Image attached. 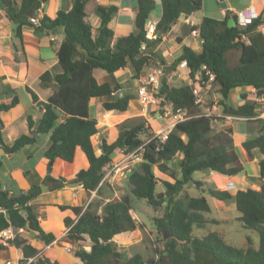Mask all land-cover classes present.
<instances>
[{"label": "trees", "instance_id": "obj_1", "mask_svg": "<svg viewBox=\"0 0 264 264\" xmlns=\"http://www.w3.org/2000/svg\"><path fill=\"white\" fill-rule=\"evenodd\" d=\"M44 1L0 0V8L14 24L13 32L20 40L24 25H32L37 32L62 29L64 34L56 52L60 71L54 74L45 71L40 75L42 85L51 80L55 82L53 92L43 101L27 88L33 102L42 111L38 123L35 125L28 115V134H21L8 144L0 136L5 151L12 153L34 142V132L49 133L50 144L44 153L49 161L60 158L71 162L75 149L79 147L88 160V167L80 169L70 180L48 174L44 181L54 190L62 188L68 181L80 180L87 191L97 192L113 153L116 150L129 152L142 146V160L128 175L130 190L135 197L145 199L152 206H163L162 215L154 217L153 222L161 232L162 226L169 227L172 236L159 238L163 246L155 247V256L145 260L136 253L123 260L122 264H264V120L254 118L259 113L256 101L228 102L230 90L237 86L252 87L258 97H264V32L259 29L264 24V5L258 16L244 27L236 23L228 26V18H235L230 10L225 11L222 19L203 16L196 25L188 27V32L193 28L197 30L201 49L196 51L189 45H182L181 53L166 68L167 71L172 70L185 61L188 75L194 81L197 74L206 78L205 71L209 70L214 74L213 84L220 94L222 113L261 122L258 135L242 141L249 155L254 150L261 155L258 160L259 187L247 186L231 191L193 178V173L203 167L206 171L228 176L241 174L244 168L234 148L231 129L215 130L212 127L214 117L206 115L202 106L194 102L192 84L170 85L165 77L162 79L156 92V96L161 98L159 103L169 102L173 111L180 108L187 113L185 119L176 122L168 131L163 142L157 138L149 139L152 128L147 120L135 117L118 123L116 137L111 141L103 138L99 143L100 152L95 151L92 143L98 125L96 118L89 115L90 99L100 98L105 110L125 111L129 101L135 98L129 91L119 97L116 91L122 88V84L115 78L97 82L93 69L101 68L110 74L130 66L131 77L138 78L151 60L158 58L164 63L155 49L162 36L171 30L181 15H192L200 10L202 0H159L161 13L154 36L148 34V18L155 8L154 0H136L135 31L118 36L109 27L117 11L114 4L96 6L100 24L94 32L85 18L87 0H73L70 9L58 10L53 18L43 15L37 23H32L29 18L35 16ZM242 35L246 39H242ZM142 44H145L144 50L141 49ZM232 49L240 50L234 65H230L227 58ZM241 96L245 97L244 94ZM15 103L17 98L10 103H1L0 110H6ZM178 154H181L179 175L169 165ZM159 181L163 188L156 191ZM188 181L218 200H232L244 226L257 229V248L252 247L250 238H247L246 247H235L214 231L202 237L194 236L193 229L203 226L206 220L202 213L209 211L210 207L204 194L188 196L182 193ZM40 191V186L33 184L27 193L15 194L3 187L0 178V231L11 226L34 232L35 237L45 244L55 240L52 232L41 227L30 203ZM58 207L74 215L63 218L67 231L61 240L76 242L84 241L86 237L89 239V250L80 245L74 251L84 264H107L108 257L122 258L112 239L137 228L128 194L114 196L103 205L101 213H96L89 206L84 209L78 205ZM8 245L21 250L18 264H60L58 260L42 255L21 234L7 239L5 244L0 242V250Z\"/></svg>", "mask_w": 264, "mask_h": 264}, {"label": "crops", "instance_id": "obj_2", "mask_svg": "<svg viewBox=\"0 0 264 264\" xmlns=\"http://www.w3.org/2000/svg\"><path fill=\"white\" fill-rule=\"evenodd\" d=\"M72 1L73 0H45L36 11L35 16L41 18L43 15H47L53 18L58 10L70 9ZM221 3H224L226 7H222ZM111 4L117 6V11L113 14L109 22V27L113 30L114 35L118 36L134 32V16L137 12L136 0H87L85 3V18L91 23L93 31L96 32L100 24V17L96 12V6ZM263 5L264 0H220V10L210 7V5H202L200 19H202L203 16H207L205 13H210V17L222 19L226 10L234 12L250 7L260 12ZM180 17L183 19L182 15ZM159 18L160 16L153 21H158ZM148 22H152L150 18H148ZM13 27L14 24L5 16L3 9L0 8V104L10 103L14 98H17V103L12 107L6 110H0V136L6 144L13 142L19 135L28 134L30 132L27 124L28 115L31 116L35 125L38 123L42 111L33 102L27 88L35 92L38 98L43 101L53 92L55 82L51 80L48 81L46 85H42L40 82V75L45 71H50L52 74L60 71L56 52L64 37L62 29L50 32H37L32 25H24L22 27V38L20 40L15 36ZM186 28L188 29V26L185 25L183 21L177 20L176 23L173 24L171 30L167 32L168 34L166 33L162 36V41L155 49L165 61L164 63L161 62V65H163L164 70L169 74L168 79L176 75L178 78L182 77L187 83L189 77L188 69L186 68V71H182L180 67L182 65L185 66L183 61L172 70L167 71L166 69L167 65L171 64L181 53L182 45H189L196 51L201 49V42L198 37H194L190 32L185 31ZM156 64V67L160 65V60H158V58L156 59ZM148 67L150 69L152 68L150 64H147L144 68ZM92 73L99 83L107 80L111 81V79H113L110 74L101 68H94ZM114 74V78L122 84V77L125 75L126 78H129V76H131V69L125 67ZM122 89L124 92L127 91V85L122 84ZM245 91L250 94V92L255 90L252 87L237 86L230 90L228 98L231 99L236 95L237 100L243 99V101H245L244 99L249 97V95L246 96L244 93ZM242 94H244V98L241 96ZM92 105H95L98 113H92ZM152 106L153 105H150V107ZM212 107L218 109L215 105ZM145 112L147 111L142 109L136 96L129 101L125 111L105 110L102 107L100 98H91L89 101V115L96 118L98 125V132L92 137L95 151L97 153L100 152L99 143L103 138L111 141L116 137L118 131L116 125L118 123L135 117H143L150 123L151 121ZM214 114L220 117L213 119L212 127L215 130L231 129L234 148L241 160L244 171L235 176L223 174L218 176L216 174L217 172L207 171L210 179L202 176L201 178H197V180H202L206 184L216 186L217 188L235 191L238 187L245 188L251 186L250 184L246 186H237L236 183L242 178L243 183H246L247 179L257 181L258 184L255 188H258L260 183L258 178V160L261 155L256 150L253 151L252 155H249L243 148L242 141L257 136L261 122L249 120L247 118H233L231 115L223 113ZM153 115L159 121V127L153 128V130L159 129L162 123L166 124V122L168 123L171 121L168 117L161 118L160 116H162V114L158 111H155ZM151 126L154 127L152 124ZM49 144V133L45 132H40L38 137L35 136L34 142L26 144L12 153L6 152L3 145L0 143V147L3 149V153L0 156L1 182L5 189L15 194L21 192L27 193L31 185H39L41 191L36 197L30 200V203L33 205L41 227L46 232H52L55 235V240L49 244H45L43 241L37 239L35 233L32 231L23 230L20 234L38 248L42 255L54 258L58 260L60 264H84L74 254L76 249L73 248L79 241L68 242L61 240L67 231L63 218L65 216L73 217L74 215L69 210H60L58 205H78L82 206L83 209L89 206L90 209L96 213H101L103 205L117 195L116 190L118 185L128 181V177H117L112 183L105 182L101 184L97 192L94 190L90 192L87 191L82 184H69L71 181H68L62 188L53 190L50 188L49 184L44 181L46 175L49 174L54 178L62 176L70 180L80 169L88 167V160L82 150L77 147L75 149L73 161L67 162L60 158H56L50 164L49 169V160L44 154ZM120 151L121 150H116L113 153L111 162L118 159ZM180 158L181 154H178L177 157L169 162L170 167L175 170L177 175H179L178 162ZM107 166L105 167V171ZM248 167L253 170L251 173L252 175H250ZM216 176L218 177L215 179ZM42 184H46L47 187L42 189ZM187 184H190V181H188ZM201 193L204 195L206 194V192L203 193L202 190ZM140 239L141 235L138 237L133 231L115 236L112 240L118 249V247L121 246L128 247L132 244H136ZM85 241H88L87 245L89 247L86 250H89V239L86 237L84 242ZM21 257V250L14 246L8 245L6 249L0 250V264H4L8 259L18 261ZM1 261L3 263H1Z\"/></svg>", "mask_w": 264, "mask_h": 264}, {"label": "rangeland", "instance_id": "obj_3", "mask_svg": "<svg viewBox=\"0 0 264 264\" xmlns=\"http://www.w3.org/2000/svg\"><path fill=\"white\" fill-rule=\"evenodd\" d=\"M155 1V8L149 15L150 21L155 20L160 16L161 13V7L159 0ZM202 5H206L216 8L220 10V0H202ZM203 7V6H202ZM207 16H210V13H205ZM195 22H200L201 18V9L196 11L192 15ZM179 21H182V17L178 19ZM185 31H188L186 28ZM168 34V33H167ZM240 54V50L238 49H232L227 53V58L229 60L230 65L236 64L238 57ZM150 66L153 68H156V59L150 61ZM160 61V65H161ZM158 65V66H160ZM129 69H131L130 66H127ZM182 71H186V68L184 65L180 66ZM143 73H146L150 71L151 69L143 68ZM166 78L168 83L170 85H180L183 83H186L182 77L178 78L176 75L172 76L168 79L169 74L163 69L162 73V79ZM122 84L127 85V91L133 93L136 96V88L138 85V80L136 78H132L129 76V78H126L125 75L121 79ZM247 95H249L248 98L244 99L245 101H256V98L258 97L255 93V91L250 92L248 94L247 91L244 92ZM203 96H204V102L202 105V108L204 111H208V113H211L214 118H220L217 114L214 113H222V107L219 104L220 94L218 92L217 87L212 84L210 87L205 88L203 90ZM235 97V98H234ZM243 99L237 100L236 95L233 96V98L229 99L228 102L231 104H236L237 102H242ZM257 107H262L261 110L264 111V102L259 101L256 102ZM152 107H148L146 110V115L150 119V123L154 126L152 127L151 124L148 122L150 127L152 128H158L159 127V121L156 117H154V112L158 111L162 115L165 112H168V110L165 108V106L168 107L167 103H155L152 104ZM215 105L218 107L216 109L212 106ZM258 110V109H257ZM92 113H98L97 108L95 105H92L91 107ZM239 120V119H237ZM163 122V121H162ZM164 125L163 123L161 126ZM160 126V127H161ZM145 137V136H143ZM154 172L159 175V172L156 170L155 167H153ZM248 171L250 175L253 172L248 167ZM218 176H221L220 174L216 173ZM202 176H205L206 178L210 177L208 176V172L206 170H198L193 173V178H201ZM216 176L215 179L218 177ZM127 178V177H126ZM250 184L252 187H255L258 183L255 180H249L247 179L246 183L242 182V178H240V181L236 183L237 186H246ZM232 186V185H231ZM222 187V186H221ZM131 186L128 181H125L124 183H121L118 185V188L116 190L117 195L121 194H128L131 198V215L134 217L137 228L134 230V233L138 235H141V239L136 243L132 244L128 247H117L115 248L121 252V259L108 257L106 260L107 264H122L123 260L127 259L128 257L138 253L142 255V257L146 260L148 257L155 256V247L162 248L163 244L159 240V238L162 237V232L158 231L156 229V226L153 222L154 217H160L162 215V205L161 206H152L147 203V201L143 198H137L135 197L130 190ZM161 183H157L155 190L160 191L162 190ZM236 188V187H235ZM242 188V187H238ZM222 189V188H221ZM113 193V192H112ZM182 193L186 194L188 196H198L201 194V190L198 189V187L195 184H185L182 188ZM206 199L209 203V211L203 212V218L206 220V222L203 224L202 227L197 228L195 227L192 231V234L197 237H202L208 232L214 231L217 232L219 235L222 236V238L227 242L228 244H231L235 247L244 248L248 245L247 238H250L252 240V247L257 248L258 246V231L255 228H250L244 226L243 222L240 219V212L237 210L235 203L232 200H218L208 194H205ZM88 241H79L75 244L73 249H77L79 245L84 246L85 249H88L87 245ZM1 263H3L1 261Z\"/></svg>", "mask_w": 264, "mask_h": 264}, {"label": "built area", "instance_id": "obj_4", "mask_svg": "<svg viewBox=\"0 0 264 264\" xmlns=\"http://www.w3.org/2000/svg\"><path fill=\"white\" fill-rule=\"evenodd\" d=\"M233 13L235 14V18H234L235 23L239 27L246 26L259 14V12H257L253 7L236 10ZM182 16H183V19H182L183 23L187 25L188 27H192L197 24V22H195V20L192 18L191 15H182ZM29 19L32 23L38 22V18L36 16H31ZM156 24H157V21L148 22V34L150 36H154V34L156 33L155 32ZM259 29L264 32V24H261L259 26ZM190 34L193 35L194 37H198L197 30L195 28L191 29ZM242 39H246V37L242 35ZM141 49L142 50L145 49V44L141 45ZM183 62L186 66L185 61ZM203 68H205V66H203ZM163 69H164L163 65H160V66H157L156 68H153V69L151 68L150 71L144 74H142L143 73V70H142L139 77L136 78L138 80V85L136 88V97L144 111H146L150 105L159 103L161 100L160 97L156 96V92L161 86ZM205 75H206V78H203L202 76L197 74L196 81L188 77V82H187L193 85V94L195 96L194 102L201 106L203 105V102H204L203 90L205 88L210 87L214 82V74L212 72H210L209 70H206ZM259 101L264 102V97H261V96L257 97L256 102H259ZM165 103L168 104V107L165 106L168 112H165L160 117L161 118L168 117L171 119V121L168 123L166 122V124L162 125L157 130H152V136L149 139L157 138L160 142H163L167 136L168 131L174 126V124L187 117V113L185 110L177 108L176 110L173 111L171 103L169 102H165ZM261 108L262 107L260 106L257 107L259 113L254 118H260L264 120V111H262ZM205 114L209 115L211 113H208V111H205ZM231 117L245 118V117H237V116H231ZM141 150H142V146H140L139 148L135 150L129 151V152H123L121 150L120 156L118 157V159L108 164L107 169L104 172L99 185L105 182L112 183L117 177H128V175L132 172L135 166L142 160ZM21 232H23V228L17 229V228L9 226L0 231V242L5 244L7 239L13 238L15 235L20 234ZM29 260H31V258ZM4 264H18V261H13V260L8 259L4 262ZM144 264H148V263L145 262Z\"/></svg>", "mask_w": 264, "mask_h": 264}, {"label": "water", "instance_id": "obj_5", "mask_svg": "<svg viewBox=\"0 0 264 264\" xmlns=\"http://www.w3.org/2000/svg\"><path fill=\"white\" fill-rule=\"evenodd\" d=\"M221 6L222 7H226V5L224 3H221ZM234 24H235V19L233 17H229L228 18V26H233ZM160 34H161V30L159 31L158 35H160ZM110 76L112 78H114L115 77V74L114 73H110ZM116 93H117V95L119 97H122L125 92H124V90L122 88H120V89H118L116 91ZM39 135H40V131H38V132L35 133V136L36 137H38ZM2 153H3V149H2V147H0V156H1ZM49 163L51 164L52 161H49ZM203 169H205V167H203ZM69 184L79 185V184H82V183H81L80 180H76V181L69 182ZM44 187H47V185L46 184H42L41 185V188L43 189ZM161 229H162V237H163V239H167V238H169V237L172 236V230L169 227L162 226Z\"/></svg>", "mask_w": 264, "mask_h": 264}]
</instances>
